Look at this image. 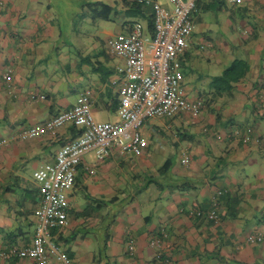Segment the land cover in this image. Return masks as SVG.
<instances>
[{
  "label": "crops",
  "instance_id": "crops-1",
  "mask_svg": "<svg viewBox=\"0 0 264 264\" xmlns=\"http://www.w3.org/2000/svg\"><path fill=\"white\" fill-rule=\"evenodd\" d=\"M224 8V39L215 40L208 24L196 32L201 11ZM152 13L130 0H0V251L33 243L41 202L34 172L55 161L83 122L33 139L19 133L70 110L85 93L94 114L119 119L125 60L106 44L134 22L147 26ZM192 19L190 45L173 68L181 94L201 102V113L148 118L140 155L85 153L67 197L68 224L51 235L56 249L48 248L46 262L0 264H264V0H200ZM236 59L247 73L224 91L221 77ZM215 207L220 222L208 216ZM259 234L262 241H249Z\"/></svg>",
  "mask_w": 264,
  "mask_h": 264
},
{
  "label": "built area",
  "instance_id": "built-area-1",
  "mask_svg": "<svg viewBox=\"0 0 264 264\" xmlns=\"http://www.w3.org/2000/svg\"><path fill=\"white\" fill-rule=\"evenodd\" d=\"M130 1L152 8L154 29L151 33L147 26L137 21L131 25L129 32L120 33L107 41L108 50L125 60L127 83L123 88L124 100L119 119L97 121L91 97L85 93L70 110L19 133L21 138L33 139L75 120L83 122L79 136L58 149L55 161L43 164L34 172L40 186L41 202L35 210L33 243L1 250L0 259L18 257L46 262L48 248L56 249L51 241L52 231L68 224L67 197L75 185L77 168L85 153L94 150L99 160L105 159L114 148L122 153L132 151L140 155L145 144L142 127L148 118L201 113V102L181 94L180 74L173 68L178 55L190 45L195 29L192 14L200 0H166L168 5L160 0ZM9 74L5 75L8 81L11 80ZM29 96L32 99L44 98L36 92H31ZM5 143V139L0 140V149ZM181 157L182 163L188 165L190 157L187 150L182 152ZM197 214L202 212L197 211ZM208 216L215 222L221 221L216 207L209 211ZM262 240L261 234L249 238L251 243ZM152 246H160V242L152 241ZM130 249H134L133 244ZM62 262L66 264L65 260ZM168 263L169 259H165L164 264Z\"/></svg>",
  "mask_w": 264,
  "mask_h": 264
},
{
  "label": "rangeland",
  "instance_id": "rangeland-1",
  "mask_svg": "<svg viewBox=\"0 0 264 264\" xmlns=\"http://www.w3.org/2000/svg\"><path fill=\"white\" fill-rule=\"evenodd\" d=\"M161 2L165 5H168L166 0H161ZM227 7H229V9L232 8L235 11V8L232 6V4L228 3ZM227 9L224 8L222 11L221 10H209L206 12L201 11L202 21L196 23V32L198 34L201 33V30H203L204 25L208 24L212 32V37L215 40L224 39L226 36L222 32L225 31L226 25H228L230 22V18L227 15V12H228ZM235 14H236V17L237 16L240 17L241 15L239 11L237 12L235 11ZM91 25L92 23L90 24V27ZM241 27H242V24L239 23L238 29H240ZM95 118L97 121H116L118 119V116L117 114L108 115L105 113H101V114H95ZM170 120L171 118H168V117L166 118V121H170ZM182 150H180V155H182V152H183Z\"/></svg>",
  "mask_w": 264,
  "mask_h": 264
},
{
  "label": "trees",
  "instance_id": "trees-1",
  "mask_svg": "<svg viewBox=\"0 0 264 264\" xmlns=\"http://www.w3.org/2000/svg\"><path fill=\"white\" fill-rule=\"evenodd\" d=\"M131 6L133 8H140L145 5L131 2ZM147 27L149 31L152 33L154 29L153 13L147 18ZM247 68H248L247 63L244 62V60L236 59L233 62V64L226 69L224 75L221 77L222 83L220 85L222 90L226 91V90H230L231 88H234L233 86L234 83H236L237 81L240 80V78L246 75ZM170 165H171V160H167L166 163L161 168L162 172L167 171Z\"/></svg>",
  "mask_w": 264,
  "mask_h": 264
}]
</instances>
